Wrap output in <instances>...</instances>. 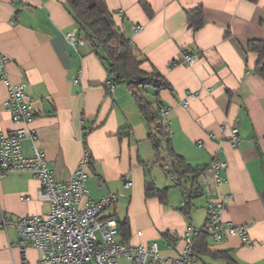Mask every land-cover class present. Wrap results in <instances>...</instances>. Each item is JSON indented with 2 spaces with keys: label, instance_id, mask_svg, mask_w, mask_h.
Here are the masks:
<instances>
[{
  "label": "crops",
  "instance_id": "obj_1",
  "mask_svg": "<svg viewBox=\"0 0 264 264\" xmlns=\"http://www.w3.org/2000/svg\"><path fill=\"white\" fill-rule=\"evenodd\" d=\"M63 1L0 0V52L8 57L10 80L23 82L33 100L34 116L24 126L41 141L54 178L68 180L87 147L88 196L97 200L120 191L103 214L127 221L125 243L157 241L163 264L182 253L188 225L203 227L207 201L229 194L222 218L244 224L252 242L244 244L238 236L214 242L201 235L195 239L196 264H224L220 251L237 264H264V76L255 71L257 53L245 49L249 40L264 38V0H144L150 16L141 0H104L116 27L146 58L141 68H155L171 85L159 91L158 102L154 88L143 91L155 107L159 102L169 107L171 148L191 167L207 169L213 158L225 159L220 188L203 173L196 178L189 173L179 184L166 173L151 143L155 129L128 85L108 80L87 40L69 42L68 33L83 36ZM198 6L203 25L193 31L186 13ZM132 24L142 28L133 32ZM185 53L197 59L188 64ZM6 96L0 79V131L10 132L16 125ZM232 125L239 128L236 145L229 138ZM22 150L32 153L28 137ZM125 180L129 187H123ZM146 186L166 188L164 198L145 196ZM39 190L32 173L7 172L0 176V210L9 217L47 214ZM18 238L16 228H0V264H22ZM25 256L28 264H39L34 248L27 247ZM117 263L131 264L124 257Z\"/></svg>",
  "mask_w": 264,
  "mask_h": 264
},
{
  "label": "built area",
  "instance_id": "obj_2",
  "mask_svg": "<svg viewBox=\"0 0 264 264\" xmlns=\"http://www.w3.org/2000/svg\"><path fill=\"white\" fill-rule=\"evenodd\" d=\"M119 15L122 11L119 10ZM140 24H132L131 30L137 32ZM70 43L84 42L86 39L75 38L67 34ZM131 42V41H130ZM196 55L185 53L183 61L192 64ZM8 57L0 52V79L7 88L4 105L16 125L10 132L0 131V176L9 171H28L39 181L40 197L48 203L45 215H23L9 217L0 210V228H16L19 238L16 242L21 252L22 264H28L25 249L36 250L39 264H118L117 259L124 257L131 264H163L157 241L148 244H127L117 238L119 229L115 217L104 215L105 209L115 202L121 192L108 193L94 200L88 196L86 178L91 165V151L85 147L80 159L68 180H57L44 157L41 141L36 134L24 125L34 116L31 96L25 90L23 82H13L8 77L6 65ZM77 83L78 79L74 78ZM108 88L112 85L108 82ZM159 117L166 136L171 135L169 127V107L160 105ZM230 142L239 141V128H229ZM28 137L32 153L26 156L22 150V140ZM225 159L215 157L203 171L207 181L220 188L226 181ZM166 173L177 181L171 172L170 162L163 164ZM131 182L125 180L123 187ZM230 198L229 194L219 193L216 199L207 201L206 218L202 228L188 225L184 232V249L180 255L171 259L172 264H196L194 258L195 239L205 234L214 242H221L227 236H238L244 244H251L244 224L224 221L223 210ZM185 202L180 203L183 209ZM140 234V232H138Z\"/></svg>",
  "mask_w": 264,
  "mask_h": 264
},
{
  "label": "trees",
  "instance_id": "obj_3",
  "mask_svg": "<svg viewBox=\"0 0 264 264\" xmlns=\"http://www.w3.org/2000/svg\"><path fill=\"white\" fill-rule=\"evenodd\" d=\"M67 10L76 22L80 34L90 43L91 48L103 64L108 80L112 82H125L142 117L148 124L153 126L155 134H150L157 160L160 164L170 162L171 172L176 178V184L189 173H193L195 178L203 173L204 167H191L184 159L176 154L170 145V140L161 123L158 108L162 103L155 107L154 102L148 100L143 91L151 87L155 89L154 98L158 102V94L161 89H171L167 79L155 68L147 71L141 68V63L146 59L132 46L130 39L127 38L118 27H116L112 12L107 8L104 0H64ZM143 11L147 15L152 14L150 5L140 1ZM187 23L193 31H197L203 25L202 7L198 6L187 11ZM246 51L257 53L258 61L255 71L264 76V38L252 39L246 43ZM119 132V134H121ZM166 188L158 189L154 186L145 187V196H157L164 198ZM187 205V204H186ZM184 206L183 209H185ZM117 220V219H116ZM118 229L121 231L122 241L125 242L127 236V221H118ZM203 237L205 234L202 235ZM197 244H194V256ZM216 254V252H214ZM224 259V264H237V262L225 251L218 252Z\"/></svg>",
  "mask_w": 264,
  "mask_h": 264
},
{
  "label": "rangeland",
  "instance_id": "obj_4",
  "mask_svg": "<svg viewBox=\"0 0 264 264\" xmlns=\"http://www.w3.org/2000/svg\"><path fill=\"white\" fill-rule=\"evenodd\" d=\"M148 91H149V90H148ZM148 96H149L150 99L152 98V95L150 94V91H149V95H148Z\"/></svg>",
  "mask_w": 264,
  "mask_h": 264
}]
</instances>
